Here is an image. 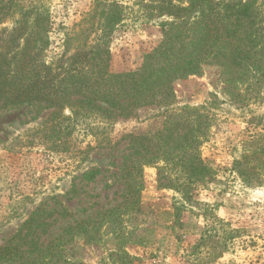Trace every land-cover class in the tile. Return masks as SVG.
Here are the masks:
<instances>
[{
  "label": "trees",
  "instance_id": "16d2710c",
  "mask_svg": "<svg viewBox=\"0 0 264 264\" xmlns=\"http://www.w3.org/2000/svg\"><path fill=\"white\" fill-rule=\"evenodd\" d=\"M129 16L163 18L162 37L137 68L114 73L109 68L112 35ZM52 28L43 0L0 5V110H50L46 120L16 135L8 148L43 145L68 152L69 136L83 128L91 138L87 152L124 151L118 173L123 199L64 227L45 244L39 238L47 233L45 219L52 213L37 207L0 245V264H84L72 254L77 237L88 243L105 233L117 239L137 233L136 227L124 229L134 213L142 212L145 167L156 169L160 189L184 196L217 174L201 153L213 125L215 99L179 105L175 83L213 68L231 98L256 97L264 84V1L91 0L72 29H64L63 50L48 60ZM148 119H158V127L115 133L118 123ZM241 144L231 172L246 186L264 184V132ZM100 172L92 169L84 178L91 181Z\"/></svg>",
  "mask_w": 264,
  "mask_h": 264
},
{
  "label": "rangeland",
  "instance_id": "374dc122",
  "mask_svg": "<svg viewBox=\"0 0 264 264\" xmlns=\"http://www.w3.org/2000/svg\"><path fill=\"white\" fill-rule=\"evenodd\" d=\"M8 1L0 0V5ZM43 1L53 19L49 60L63 50L64 29H72L89 10L91 0ZM161 20L129 16L117 28L110 43L111 72L140 65L143 55L161 40ZM174 88L179 105L215 99L213 125L201 153L217 174L191 196H184L160 189L156 169L145 167L142 212L134 213L124 229L126 233L136 227L137 233L118 239L105 233L88 243L77 237L72 254L84 264H264V184L246 186L230 170L242 152L241 143L264 132V84L256 97L231 98L223 92L214 69L208 68L202 76L176 82ZM49 114V109L37 112L33 106L0 110V245L37 207L52 213L45 219L47 233L39 238V244H45L64 227L94 217L123 199L118 173L124 151L87 152L91 138L83 128L69 136L68 152L43 145L8 148L16 135ZM158 124V119L130 120L118 123L115 133L154 130ZM95 168L101 172L91 181L85 179Z\"/></svg>",
  "mask_w": 264,
  "mask_h": 264
}]
</instances>
